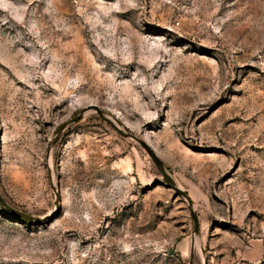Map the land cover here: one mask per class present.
I'll return each instance as SVG.
<instances>
[{
	"label": "rangeland",
	"instance_id": "rangeland-1",
	"mask_svg": "<svg viewBox=\"0 0 264 264\" xmlns=\"http://www.w3.org/2000/svg\"><path fill=\"white\" fill-rule=\"evenodd\" d=\"M0 195V264H264V0H0Z\"/></svg>",
	"mask_w": 264,
	"mask_h": 264
},
{
	"label": "water",
	"instance_id": "water-1",
	"mask_svg": "<svg viewBox=\"0 0 264 264\" xmlns=\"http://www.w3.org/2000/svg\"><path fill=\"white\" fill-rule=\"evenodd\" d=\"M96 108V111L98 114H100L101 116H103L101 114V111L97 108ZM80 115V112L78 114H76L75 116H73L70 120H75L79 117ZM139 141V143L146 149V151L148 152V154L150 155V158L151 160L153 161V163L155 164V166L158 168V170L164 174V176L166 178H169L167 176V174L164 172V167H163V164L161 162V160L158 158V156L155 154V152L151 149V147L145 142L143 141L142 139H137ZM0 204L6 209L8 210L10 213L20 217V218H24L26 220H29V221H37V218L36 216H33L31 214H28L24 211H21V210H18L16 208H14L13 206L9 205L0 195ZM191 218H192V221H193V228L194 230L196 229V223H195V218H194V214L191 212Z\"/></svg>",
	"mask_w": 264,
	"mask_h": 264
}]
</instances>
